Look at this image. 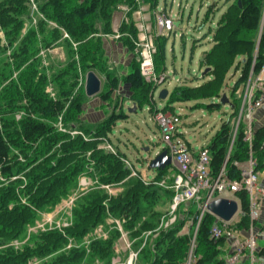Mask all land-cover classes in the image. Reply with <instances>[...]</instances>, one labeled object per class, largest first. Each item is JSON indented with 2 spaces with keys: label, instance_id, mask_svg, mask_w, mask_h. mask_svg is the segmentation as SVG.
<instances>
[{
  "label": "rangeland",
  "instance_id": "obj_1",
  "mask_svg": "<svg viewBox=\"0 0 264 264\" xmlns=\"http://www.w3.org/2000/svg\"><path fill=\"white\" fill-rule=\"evenodd\" d=\"M49 2L51 0H0V10L2 6L5 9L11 8L9 17L0 13V125L5 124L7 128L15 131L27 114L34 113L35 117L46 119L47 115L43 109L50 102L60 100L69 104L76 96L83 95L82 114L75 115L65 123L64 111L54 121L55 127L61 132L77 135L83 130L96 131L98 126L115 112L114 107H117L116 112L123 110L128 119L114 124L107 135L95 136L92 142H96L97 149L105 154L122 158L116 169L126 173H114L116 169L108 165L100 176V168L91 160L92 153L84 152L73 159L63 161L61 167L64 168H67L68 164H79V161L87 164L75 178L72 184L74 187L55 203L41 208L22 237L13 242V247L21 251L26 245L33 244L39 233L73 227L77 222L75 211L83 208L96 190L106 197H116L130 188L139 176L146 185H155L150 188L151 192L158 186L154 181L158 171L151 169L150 163L164 149V144L160 140L161 132L154 119V110H163L173 91L197 87L210 80L209 76L203 75L205 68L201 66L202 55L205 50H209L211 31L215 29L222 12L234 0H156V3H150L153 2L151 0H135L132 4L128 0H119L112 9L110 24L105 23L99 12V16L94 20V38L95 43L101 44L103 50L94 61V72L102 81V89L101 93L94 97L86 95V78L90 69L84 68L81 61L83 44L77 43L67 32L64 23H67V18L58 21L53 18L54 9L47 6ZM208 9L214 15L206 23ZM162 15L172 17L175 28L164 36H157L158 18ZM200 42L202 44H199ZM130 44L133 45L132 48L137 45L133 55L137 62L141 53L148 48L158 79L152 83L147 82L151 86H147L140 93L133 92L121 84L114 98L104 102L101 100V94L111 89L106 74L113 72L117 77H122L132 72L131 64L127 66L128 63L122 57L126 52L130 53ZM163 49L165 62L162 63L163 68L157 70V62L161 65V60L157 59L161 58ZM240 61L239 59L237 64ZM235 68L231 69L221 90V95L227 94L230 104L223 105L217 99L204 101V106L199 107H196L199 104L197 101L174 102L170 104L171 108L164 110L182 117L181 125L186 132L185 136L196 149L211 144L221 131L222 125L236 109L233 105L237 104V119L240 116L243 98L239 92L233 94V86L239 79L241 70L236 73ZM163 89L169 92L168 98L164 100L159 98ZM133 98H140L147 105L143 108L137 107L136 112H130L134 107ZM119 103H122L124 109L118 108ZM210 103L221 104V109H208L207 105ZM245 117L246 111L242 114V126L245 124ZM146 148L149 151H146ZM11 154L16 158H23L24 162L28 152H23L16 143ZM59 157L58 154L55 158ZM259 171V181H262L264 168ZM115 175L118 176L116 180L112 177ZM111 177L115 182L108 183ZM4 180L0 172V182H8ZM161 189L163 191L159 189L158 194L170 202L165 196V189ZM29 191L21 196L23 202L28 199ZM224 196L234 197L229 193ZM170 206L158 208L164 212L160 226L153 229L148 226L146 229L143 240L147 242V248L154 243V238L176 224L178 219H173ZM239 208L241 210L240 202ZM197 209V204L193 203L190 216L194 215ZM183 212H187L185 204L179 208L178 214ZM149 232L152 235L150 239ZM190 232L187 222L177 236L188 235ZM133 237V230H127L120 220L107 216L104 222L84 237L70 238L52 253L32 257L25 264L55 263L59 262V256H63L59 264H131V259L132 264H137L139 247L137 249V246H134L136 237ZM109 240L113 256L106 261L101 257L100 242L108 243ZM257 244L264 249V240H258ZM2 250L5 249L0 251ZM141 264H146L145 260Z\"/></svg>",
  "mask_w": 264,
  "mask_h": 264
},
{
  "label": "trees",
  "instance_id": "obj_2",
  "mask_svg": "<svg viewBox=\"0 0 264 264\" xmlns=\"http://www.w3.org/2000/svg\"><path fill=\"white\" fill-rule=\"evenodd\" d=\"M117 1L119 0H51L47 4L54 9V19L57 21L68 19L67 23L64 22L67 32L77 43L83 44L81 61L83 67L90 69L89 71L96 69L94 61L97 59L98 53L103 50L101 44L95 43L94 20L100 12L105 23L110 24L112 9L118 3ZM128 1L132 4L135 0ZM151 1L153 2L150 3H156L154 2L156 0ZM241 3L240 7L238 0H234L220 17L215 29L211 31L214 45L205 53L201 62L202 67L210 69L207 75L205 74L206 77H210V80L197 87L179 88L180 90L173 91L163 111L171 108L170 104L174 102L197 101L199 104L196 107H199L204 106V101L220 98L227 76L235 66L238 57H243L244 62L239 64L242 65V71L233 86V94L238 93L242 86H246L251 76H257L260 73L264 64V0H241ZM9 11L11 8L5 9L2 6L0 13L9 17ZM213 15L214 13L208 9L205 22H209ZM130 46L128 49L133 57L130 62L132 72L122 77H117L113 72L106 74L111 89L101 94V100L104 102L114 98L113 96L121 84L138 93L144 91L147 86H151L142 76L140 64L133 56L136 53L137 45L134 48H132V44ZM165 58V49H163L161 58L157 59V61L161 60V65L160 62H157V70L163 68L162 63L165 62ZM236 68L239 69V66ZM83 100L84 96L80 95L76 96L69 104L60 100L52 101L43 109L47 115L46 119L37 118L34 113L27 114L21 119L15 131L7 128L5 124L0 125V172L8 181L0 182V250L5 249L0 251V264H25L32 257H41L52 253L53 250L66 244L70 238L80 239L92 232L101 222H104L107 216L120 220L123 227L134 231L136 237H133L136 242L134 246L136 245L137 249L139 247L137 264H141L144 260L146 264H185L188 260L190 236H177V233L188 221L185 216L178 217L172 228H168L159 237L154 238V243L150 247L147 248L148 244L143 240L148 226H152L150 229H153L161 224L164 212L159 211L158 208L172 203L173 192L171 190L164 188L165 196L170 202L158 194V191L160 192L163 188L159 182L164 178L165 170H157L154 181L159 187L156 185L152 192L150 188L155 185H146L141 176L133 182L130 188L116 197H106L102 192L96 190L91 194L93 196L89 198V202L84 204L83 208L75 211L77 222L73 227L62 231L51 230L39 233L33 244L26 245L22 251L13 247V242L22 237L27 226L39 214L41 208L47 204L55 203L74 187L72 184L75 178L87 164L79 161V164L72 166L68 164V167L64 168L61 167L63 161L73 159L84 152L92 153L91 160L95 162L97 168H100V176L104 169L108 168V165L116 169L117 165L122 162V158L105 154L97 149V143L92 142V139L95 136L107 135L114 124L128 119L123 110L116 112L117 107H114L115 112L104 120L94 132L83 130L77 135H72L61 132L55 127L54 121L64 111L63 121L65 123L73 119L75 115L82 114L84 111ZM132 101L138 108L147 105L140 98H133ZM121 104H118V108H123ZM152 104L155 106V102ZM207 108L221 109V104L210 103ZM233 108H236L233 114L222 125L221 131L208 146L213 159L214 174L222 168L228 152L232 121L238 115L237 104L233 105ZM16 143L23 152H28L27 155L24 154L26 157L24 162H22L23 158H16L11 154ZM249 151L250 148L244 141L242 129L227 163L226 170L230 178L239 179L240 175L234 163L236 161L245 162L249 158ZM252 152L257 162V170H262L264 168V126L256 129ZM58 154L60 157L55 158ZM117 169L114 173H126ZM112 177H115L116 180L118 176ZM112 177L107 181L108 183L115 182ZM13 178L15 179L12 180ZM27 190H30V195L23 202L21 196ZM237 199L244 212L240 225L248 227L249 201L247 194L244 191L240 192L237 194ZM212 224L213 218L210 215H207L201 224L196 248L198 264L224 263L220 250L224 241L211 237ZM148 234L150 239L152 235L150 232ZM100 243H102L101 257L107 261L113 256L111 241ZM261 256L264 257V249L261 251ZM62 257H58L59 262ZM59 262L48 264H59Z\"/></svg>",
  "mask_w": 264,
  "mask_h": 264
},
{
  "label": "built area",
  "instance_id": "obj_3",
  "mask_svg": "<svg viewBox=\"0 0 264 264\" xmlns=\"http://www.w3.org/2000/svg\"><path fill=\"white\" fill-rule=\"evenodd\" d=\"M159 31L157 36H164L175 28L173 18L162 15L158 18ZM153 40H151L152 44ZM150 47V46H149ZM141 74L148 83L157 81L156 71L151 53L148 48L141 53ZM256 78L255 84L247 90L240 116L232 121L231 138L225 162L220 171L214 174L212 170V155L208 146L194 148L186 138L182 129V117L179 114L156 110L154 119L160 128L161 142L164 150L171 157V164L165 171L164 178L159 185L173 192L171 214L176 220L185 216L191 232L188 260L185 264H198L196 256L197 237L204 218L210 215L213 224L210 235L215 240H223L220 247L223 264H264L261 256L262 248L258 247V240H264V176L259 181L260 171L252 152L256 128L253 124L254 113L264 106V64ZM252 76L248 81L250 82ZM221 101V97L217 99ZM246 111L244 125L242 114ZM244 131V141L248 144L249 158L245 162L234 163L239 172V179H232L227 173V163L241 131ZM161 151V152H162ZM245 192L249 201L248 227L241 226L244 212L239 208L237 194ZM229 193L234 197H225ZM230 199L237 202L238 208L230 220H225L209 209V205L217 199ZM197 204V212L190 216L191 206ZM185 204L187 212L178 214L179 208ZM175 222V221H172Z\"/></svg>",
  "mask_w": 264,
  "mask_h": 264
},
{
  "label": "water",
  "instance_id": "obj_4",
  "mask_svg": "<svg viewBox=\"0 0 264 264\" xmlns=\"http://www.w3.org/2000/svg\"><path fill=\"white\" fill-rule=\"evenodd\" d=\"M238 4L240 7L242 6L241 0H238ZM209 70L210 69H206L203 75H205ZM101 89H102L101 79L97 76V74L94 71H90L87 74V78H86V95L88 97H94L101 93ZM168 96H169V92L165 89H163L159 94V98L162 100L167 99ZM220 103L223 105L230 104L227 94L222 95ZM136 111H137V107L135 106L130 109V112H136ZM146 151H149V149L146 148ZM170 164H171V157L167 154V151L164 150L151 161L150 168L154 170H165L168 166H170ZM237 208L238 205L236 201L225 198L217 199L209 205V209L213 213H215L216 215H218L219 217L225 220H230L233 217V215L236 213Z\"/></svg>",
  "mask_w": 264,
  "mask_h": 264
},
{
  "label": "crops",
  "instance_id": "obj_5",
  "mask_svg": "<svg viewBox=\"0 0 264 264\" xmlns=\"http://www.w3.org/2000/svg\"><path fill=\"white\" fill-rule=\"evenodd\" d=\"M231 3H229L228 4V6L226 7V9L229 7V5H230ZM226 9L222 12V14L226 11ZM222 14H221V16H222ZM220 16V17H221ZM208 43H209V46H208V49L210 50L212 47H213V45H214V42H213V39H212V36H211V39H210V41L208 40ZM199 44H202L201 42L199 43ZM209 50H205L204 52H203V55H202V61H203V59H204V56H205V53L206 52H208ZM124 59H125V62L126 63H128L127 64V66H129L130 65V62H131V58H130V53H125V54H123V56H122ZM123 59V60H124ZM241 60L240 62H244V59H243V57H238L237 59H236V64H235V66L234 67H236V66H239V69H237V71H236V73L237 72H239L240 70L242 71V65H239L240 64V62L237 64V61L238 60ZM201 61V62H202ZM206 70V69H205ZM204 70V71H205ZM235 70H236V68H235ZM204 73V72H203ZM235 74V73H234ZM229 75V74H228ZM241 75V74H240ZM236 82H237V80H236ZM235 82V83H236ZM255 82H256V78L255 77H253L252 78V80H251V84H250V87H249V85H248V83H247V85L246 86H242L241 88H240V90H239V94L240 95H242L241 97L243 98V100H244V97H245V94H246V92H247V90H250L251 88H252V86L255 84ZM235 85V84H234ZM223 95V94H222ZM221 95V96H222ZM253 124H254V126H255V128L256 129H258V128H260V127H262V126H264V106L263 107H261V108H259V109H257L256 111H255V113H254V117H253ZM263 249V248H262Z\"/></svg>",
  "mask_w": 264,
  "mask_h": 264
},
{
  "label": "bare ground",
  "instance_id": "obj_6",
  "mask_svg": "<svg viewBox=\"0 0 264 264\" xmlns=\"http://www.w3.org/2000/svg\"><path fill=\"white\" fill-rule=\"evenodd\" d=\"M132 262V259L130 260V263ZM132 264V263H131Z\"/></svg>",
  "mask_w": 264,
  "mask_h": 264
},
{
  "label": "clouds",
  "instance_id": "obj_7",
  "mask_svg": "<svg viewBox=\"0 0 264 264\" xmlns=\"http://www.w3.org/2000/svg\"><path fill=\"white\" fill-rule=\"evenodd\" d=\"M222 97V96H221ZM135 106V105H134ZM161 153V152H160Z\"/></svg>",
  "mask_w": 264,
  "mask_h": 264
}]
</instances>
